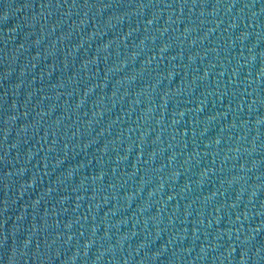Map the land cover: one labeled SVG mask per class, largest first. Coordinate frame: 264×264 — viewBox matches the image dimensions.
<instances>
[{"label": "water", "instance_id": "95a60500", "mask_svg": "<svg viewBox=\"0 0 264 264\" xmlns=\"http://www.w3.org/2000/svg\"><path fill=\"white\" fill-rule=\"evenodd\" d=\"M0 264H264V0H0Z\"/></svg>", "mask_w": 264, "mask_h": 264}]
</instances>
